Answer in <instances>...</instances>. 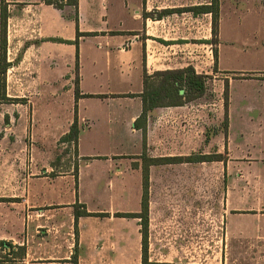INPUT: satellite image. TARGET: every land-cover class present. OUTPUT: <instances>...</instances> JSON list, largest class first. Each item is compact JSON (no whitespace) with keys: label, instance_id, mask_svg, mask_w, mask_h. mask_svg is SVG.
I'll return each mask as SVG.
<instances>
[{"label":"crops","instance_id":"obj_1","mask_svg":"<svg viewBox=\"0 0 264 264\" xmlns=\"http://www.w3.org/2000/svg\"><path fill=\"white\" fill-rule=\"evenodd\" d=\"M167 1L77 0L76 6L57 7L44 0H0V212L25 191V184L17 180L16 185L10 174V134H25V128L11 131L7 108L8 98L16 96L11 88L25 85L40 96L67 87L72 109L64 134L76 117L74 150L80 164L77 188L62 204L71 207L72 216L75 202L88 212L104 213L78 216L70 254L40 256L29 263L21 245L17 264H144L140 217L114 215L141 210L143 156L192 155V161L163 163L200 164L223 161L225 154L227 166L235 158L264 166V0H225L231 22L226 33L224 1L218 0L216 41L212 13L200 8L211 1ZM188 65L208 75L215 96L226 86V109L224 95V110L214 100L209 110L201 108L198 99L207 88L203 96L182 105L149 110L143 135L134 122L142 112L144 74ZM221 122L225 128L219 144L212 131ZM203 133L210 136L206 151L201 150ZM201 155L210 159L198 160ZM154 165H149V181ZM228 202L229 196L221 215L227 235L234 219ZM245 214L264 220V208H248Z\"/></svg>","mask_w":264,"mask_h":264},{"label":"rangeland","instance_id":"obj_2","mask_svg":"<svg viewBox=\"0 0 264 264\" xmlns=\"http://www.w3.org/2000/svg\"><path fill=\"white\" fill-rule=\"evenodd\" d=\"M163 1L168 3H157ZM182 1L213 4L214 0ZM223 1L226 33L230 31V10ZM206 83L208 93L198 99L201 108L209 110V102L214 100L224 110V91L215 96L209 90L213 81L207 77ZM216 83L223 87L224 82ZM40 93L33 86L12 87L10 94L16 96L7 102L11 131L25 128V134H10V174L16 185L17 180L25 184V191L11 198L13 203L6 212H0V264H17L24 251L21 245L29 263L40 256H64L74 249L72 210L62 204L71 198L72 188H77L80 164L73 142L62 140L71 116V97L65 86L51 92L52 98L47 92ZM224 128L221 122L212 131L219 144ZM209 138L203 133L202 151L209 149ZM223 157V161L200 164L154 165L148 186L146 264H264V220L245 214L248 208H264V166L236 158L227 166V156ZM228 196L234 219L227 235L221 215Z\"/></svg>","mask_w":264,"mask_h":264},{"label":"trees","instance_id":"obj_3","mask_svg":"<svg viewBox=\"0 0 264 264\" xmlns=\"http://www.w3.org/2000/svg\"><path fill=\"white\" fill-rule=\"evenodd\" d=\"M47 3H52L57 7H62L63 4L77 5V0H44ZM202 10L210 11L212 13V40H217L218 20H219V3L214 0L213 4L201 5ZM2 44V43H1ZM2 47V45H1ZM4 72V67H0V73ZM208 75L197 73L195 69L188 65L182 68L166 69L155 71L148 75L144 74V88L141 95L142 98V112L135 120L134 124L141 127L143 135H145V118L147 112L157 106L182 105L186 102L195 100L203 96L206 92ZM2 79V78H1ZM2 87V82H1ZM79 96L78 86L75 85V97ZM225 109L227 106V89L224 90ZM76 117L69 129L63 135L62 140L72 141L74 146L77 140V126ZM217 159L221 158V154L214 155ZM198 160H208L209 155H201L197 157ZM192 161L193 156L186 157H172V158H147L143 156L142 173H143V192L141 199V210L137 213L131 212H116L115 216H138L140 217L141 232H142V261L147 263V225H148V209H149V165L153 163H163L169 161ZM73 210L75 236H77L78 216L81 215H102L104 213L88 212L84 204L75 202ZM76 257V253L74 254Z\"/></svg>","mask_w":264,"mask_h":264}]
</instances>
